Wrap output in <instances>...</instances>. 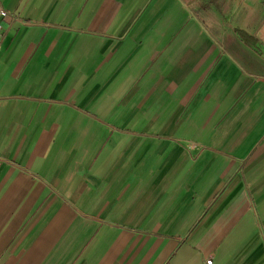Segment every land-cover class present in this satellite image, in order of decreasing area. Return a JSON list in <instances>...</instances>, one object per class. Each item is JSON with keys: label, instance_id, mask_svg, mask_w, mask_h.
Listing matches in <instances>:
<instances>
[{"label": "crops", "instance_id": "crops-1", "mask_svg": "<svg viewBox=\"0 0 264 264\" xmlns=\"http://www.w3.org/2000/svg\"><path fill=\"white\" fill-rule=\"evenodd\" d=\"M0 4V264H264V0Z\"/></svg>", "mask_w": 264, "mask_h": 264}, {"label": "built area", "instance_id": "built-area-1", "mask_svg": "<svg viewBox=\"0 0 264 264\" xmlns=\"http://www.w3.org/2000/svg\"><path fill=\"white\" fill-rule=\"evenodd\" d=\"M7 15H9V11L5 10L0 4V47L2 44L1 35H2L3 30H4V26L2 25V19L7 17ZM1 162H2V160L0 159V165H1ZM210 263H211V259H208L206 261V264H210Z\"/></svg>", "mask_w": 264, "mask_h": 264}]
</instances>
